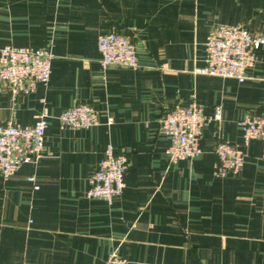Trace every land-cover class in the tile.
<instances>
[{"label": "crops", "instance_id": "obj_1", "mask_svg": "<svg viewBox=\"0 0 264 264\" xmlns=\"http://www.w3.org/2000/svg\"><path fill=\"white\" fill-rule=\"evenodd\" d=\"M219 23L264 37V0H0V47L52 52L45 83L15 99L0 87V123L47 115L42 155L0 175V264H103L110 251L125 264H264L262 143L240 128L264 101V43L243 81L200 73ZM107 30L130 35L136 67L100 66L96 36ZM191 96L209 119L199 151L172 161L160 120ZM78 102L97 124H60ZM219 140L244 152L238 171L216 174ZM106 144L127 157L109 202L84 194Z\"/></svg>", "mask_w": 264, "mask_h": 264}, {"label": "built area", "instance_id": "obj_2", "mask_svg": "<svg viewBox=\"0 0 264 264\" xmlns=\"http://www.w3.org/2000/svg\"><path fill=\"white\" fill-rule=\"evenodd\" d=\"M264 43V37L240 23L214 25L204 42V64L200 73L233 77L243 81L247 70L255 61V50ZM96 46L99 64L134 68L138 65L136 51L129 34L107 30L97 34ZM52 52L48 46L31 47L4 44L0 47V87L8 92L10 99L33 91L38 82L45 83L49 77ZM43 110L30 125L12 122L0 123V175L7 177L21 163L36 161L43 150V135L47 125ZM214 118L220 117L217 106ZM61 125L70 128H85L97 124V110L91 103L78 102L64 107L57 115ZM209 117L202 104L194 96L166 110L160 120V131L168 138L167 154L170 160L192 157L199 151V138ZM105 122H111L106 115ZM242 138H252L262 143L264 158V101L259 112L240 120ZM215 172L219 176L236 172L243 164L244 152L228 140H219L214 146ZM127 157L106 144L96 167L88 176L84 191L86 197L102 198L106 201L120 193ZM28 180L33 176L27 175ZM37 187L36 184L33 185ZM103 264H125L115 251H110Z\"/></svg>", "mask_w": 264, "mask_h": 264}]
</instances>
